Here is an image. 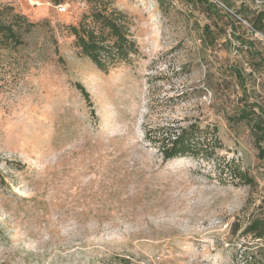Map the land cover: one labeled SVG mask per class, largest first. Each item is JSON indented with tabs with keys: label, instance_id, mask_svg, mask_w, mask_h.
Wrapping results in <instances>:
<instances>
[{
	"label": "rangeland",
	"instance_id": "obj_1",
	"mask_svg": "<svg viewBox=\"0 0 264 264\" xmlns=\"http://www.w3.org/2000/svg\"><path fill=\"white\" fill-rule=\"evenodd\" d=\"M99 1L127 15L139 47L109 73L66 28L91 0H0V22L36 24H19V47L0 43V264H247L264 158L252 123L232 118L264 108V32L251 15L264 0ZM191 124L218 128L215 153L163 161L161 137Z\"/></svg>",
	"mask_w": 264,
	"mask_h": 264
},
{
	"label": "trees",
	"instance_id": "obj_2",
	"mask_svg": "<svg viewBox=\"0 0 264 264\" xmlns=\"http://www.w3.org/2000/svg\"><path fill=\"white\" fill-rule=\"evenodd\" d=\"M61 0H53L55 5H58ZM209 0H197V3L207 4ZM227 4H230L228 0ZM99 0H91V12L83 14L78 25L66 26L67 30L75 37V46L80 54L87 57L91 62L101 71L109 73L117 67H125L131 64L132 59L139 54V47L131 34L129 27V20L127 15L118 10L108 11V7H99ZM211 4H207V8ZM229 6V5H228ZM215 10V9H214ZM214 12V11H211ZM239 14H244L243 7L240 8ZM253 16V28L257 31L264 32V8L258 12H251ZM2 11L0 12V18ZM18 31L14 26L0 22V43L1 39H5L13 46H20L23 44V29L20 23H24L26 30L36 26V24L29 23L25 16L18 15ZM207 38L210 42H215L217 37L210 30L209 27L205 29V40ZM234 73L244 85L242 80L243 72L235 69ZM88 104L90 105L89 93L82 85H77ZM237 123L249 122L252 123V128L256 134L255 146L259 150V158H264V108L258 103L245 104L239 114L232 118ZM218 128L213 127L211 130H202L199 125L191 124L186 128H181L175 135H168V137H161L160 150L163 155V161H171L177 158L191 156L209 158L215 153V150L220 146L218 137ZM153 134V133H152ZM152 136L156 140L159 139L157 135ZM228 172L230 175L238 177L244 184L253 185L254 178L247 172L236 169L229 165ZM235 172V174H234ZM244 236H252L253 241L259 240L256 244L246 243L245 252L252 251L254 256L245 257L247 264H260L256 259L258 254H264V219H254L243 232ZM243 247V246H242Z\"/></svg>",
	"mask_w": 264,
	"mask_h": 264
}]
</instances>
